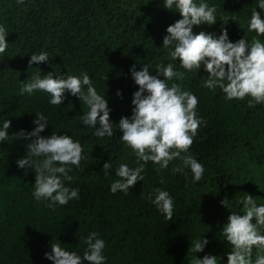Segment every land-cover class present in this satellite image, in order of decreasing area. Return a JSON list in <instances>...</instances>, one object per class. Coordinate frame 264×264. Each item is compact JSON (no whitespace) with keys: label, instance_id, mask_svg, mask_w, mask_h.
<instances>
[{"label":"trees","instance_id":"16d2710c","mask_svg":"<svg viewBox=\"0 0 264 264\" xmlns=\"http://www.w3.org/2000/svg\"><path fill=\"white\" fill-rule=\"evenodd\" d=\"M199 2L215 6L217 21L194 26V33L218 37L226 29L232 43L244 37L251 44L256 37L248 25L252 11H261L259 0ZM174 11L166 10L163 0H24L22 4L0 0V25L9 33L6 52L0 54V128L5 120L11 122L9 140L0 142V264H52L44 255L51 252L52 243L83 256L87 247L83 241L91 232L105 242V264H193L205 255L227 264L231 245L222 229L228 216L244 214L246 195L257 206L264 205V104L250 107L248 97L228 100L219 87L213 91L203 86L208 78L203 66L198 72H186L179 60L170 59L172 49L162 43L167 27L181 18ZM256 38L264 43V35ZM41 52L48 53L49 61L29 66L30 56ZM168 63L185 72L183 80L168 81L169 86L178 83L199 101L196 111L203 123L182 156L192 155L204 166L203 178L193 182L190 168L173 172L183 167L179 159L159 170L148 162L143 181L128 194H113L110 186L119 179L115 175L119 166H138L117 126L121 117L131 116L132 94L138 90L129 69L135 64L140 71L150 64L156 75V66ZM38 72L41 78L49 72L65 78L87 73L107 100L114 135L94 136L96 129L81 122L88 106L68 92L59 106L50 104L51 97L43 91L21 95L23 84ZM36 114L49 122L41 136L68 135L83 147L80 166H71L72 180L64 181L66 187L79 190V199L67 205L50 208V201H37L34 170L17 167L32 138L18 139L15 133L31 132ZM106 162L112 165L107 174ZM157 188L173 198L171 221L152 203ZM259 230L264 234V227ZM200 238L209 243L194 253L190 249ZM258 255L264 250L254 247L253 264Z\"/></svg>","mask_w":264,"mask_h":264},{"label":"clouds","instance_id":"9594fccd","mask_svg":"<svg viewBox=\"0 0 264 264\" xmlns=\"http://www.w3.org/2000/svg\"><path fill=\"white\" fill-rule=\"evenodd\" d=\"M23 2L17 0L18 4ZM163 7L171 11L175 9L174 12L181 17L167 27V35L163 37L162 46L172 49L169 53L171 60H179L180 67L186 72H198L203 66L208 74L203 86L213 91L219 87L228 100L248 97L250 107L264 104V43L256 38L264 35V19L261 18L264 0L258 2L261 11L254 9L251 14L249 31L256 33L251 44L244 37L235 43L230 42L226 29H222L218 37L205 31L193 32L194 26L216 23L215 6L209 7L207 3H197V0H163ZM8 34L5 27L0 25V54L6 52ZM48 61V53L41 52L31 55L28 63L32 66ZM135 69V64L129 69L138 86V90L132 94V114L121 117L117 126L122 132V142L135 153L138 166L130 168L121 164L115 173L119 179L111 184L110 191L113 194L117 191L128 194L137 181H143L145 164L152 162L159 166L157 170L167 169L169 163L176 159L182 161L183 167H175L173 172L182 173L184 168H190L193 182H199L203 178L204 166L192 155L182 156V153H188L203 123L196 111L199 101L191 92L182 90L180 84H168L173 79L183 80L185 72L176 71L172 63L157 65L156 75L151 74L150 64L142 65L140 71ZM161 76L162 79L159 78ZM36 91L49 94V103L55 106L63 103L65 92L77 97L89 108L86 114L81 115V122L96 129L93 135L98 138L114 135L107 100L97 93L87 73L65 78L53 77L49 72L41 78L38 72L31 82L23 84L20 93L32 95ZM120 95L117 91V96ZM36 117L33 121L36 127L31 132L21 130L15 133L18 139L32 138L25 145L27 155L16 161L17 167L34 170L33 196L37 201H50L47 205L50 208L57 203L67 205L69 201L79 199V190L66 187L64 181L72 180L68 174L71 166H80L84 158L83 147L68 135L52 133L47 138L41 136L49 122L43 114H36ZM10 123L9 120L3 122L0 142L9 140L7 129ZM111 167V163H104L105 174ZM154 192L152 203L166 220H173V198L160 188L154 189ZM221 203L225 206L224 201ZM243 204L244 214L231 212L222 229L225 241L231 245L227 264H253V248L264 250V234L259 230L264 227V205L257 206L250 195L244 197ZM83 243L87 246L83 256L65 250L60 243H52L51 252H46L45 258L52 264H105V242L98 238L96 232L89 233ZM208 243L206 238H200L190 250L202 252ZM193 264H218V260L216 256L205 255L202 259L195 258ZM255 264H264V255H258Z\"/></svg>","mask_w":264,"mask_h":264}]
</instances>
